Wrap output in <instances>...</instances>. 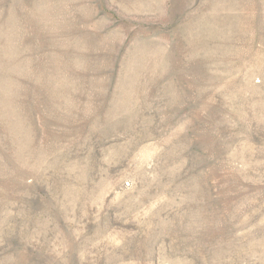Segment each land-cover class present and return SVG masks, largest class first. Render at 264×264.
Here are the masks:
<instances>
[{
	"label": "rangeland",
	"instance_id": "1",
	"mask_svg": "<svg viewBox=\"0 0 264 264\" xmlns=\"http://www.w3.org/2000/svg\"><path fill=\"white\" fill-rule=\"evenodd\" d=\"M0 264H264V0H0Z\"/></svg>",
	"mask_w": 264,
	"mask_h": 264
}]
</instances>
